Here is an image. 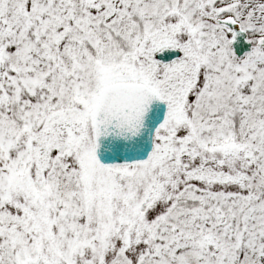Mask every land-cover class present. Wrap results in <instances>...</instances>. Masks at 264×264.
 Instances as JSON below:
<instances>
[{"label":"snow or ice","instance_id":"obj_1","mask_svg":"<svg viewBox=\"0 0 264 264\" xmlns=\"http://www.w3.org/2000/svg\"><path fill=\"white\" fill-rule=\"evenodd\" d=\"M0 264H264V0H0Z\"/></svg>","mask_w":264,"mask_h":264}]
</instances>
